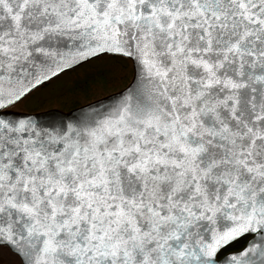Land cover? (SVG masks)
Masks as SVG:
<instances>
[{"label":"snow or ice","instance_id":"6c2138e0","mask_svg":"<svg viewBox=\"0 0 264 264\" xmlns=\"http://www.w3.org/2000/svg\"><path fill=\"white\" fill-rule=\"evenodd\" d=\"M99 57L129 70L122 86L67 111L26 107ZM9 256L264 264V0H0Z\"/></svg>","mask_w":264,"mask_h":264},{"label":"rangeland","instance_id":"374dc122","mask_svg":"<svg viewBox=\"0 0 264 264\" xmlns=\"http://www.w3.org/2000/svg\"><path fill=\"white\" fill-rule=\"evenodd\" d=\"M113 62L110 58H102L99 60H90L85 64L84 68H77L72 72H65L60 76H57L55 79L51 80L44 85L43 88L39 89L37 93H34L33 96L29 99L26 107L29 109L39 110L41 107H59V103L68 105L69 102L66 101L68 96L66 95L68 91L73 90L72 85L75 84L77 76L83 75L86 70L91 68H98L101 64H110ZM76 86V84H75ZM96 88L92 94H90L91 100L98 97L99 95H105L111 90L106 89L103 85V82L98 81L96 83ZM114 91V90H113ZM86 99H80L79 102L84 103ZM12 257H0V264H9Z\"/></svg>","mask_w":264,"mask_h":264},{"label":"trees","instance_id":"16d2710c","mask_svg":"<svg viewBox=\"0 0 264 264\" xmlns=\"http://www.w3.org/2000/svg\"><path fill=\"white\" fill-rule=\"evenodd\" d=\"M102 58H108V57H99L94 60H99ZM88 63V62H87ZM85 63V64H87ZM81 65L77 68H84ZM76 68V69H77ZM72 72V71H70ZM129 75V70L123 66H121L118 63H115L114 61L110 64H101L98 68H91L89 70H86L83 75L77 76L75 84L72 85V88L75 90H70L67 92L68 98L66 99L68 103L67 106L74 107L82 104L79 102L80 99H86L84 102L91 100L89 97L92 92L97 90L96 83L98 81L103 82L104 87L108 90H115L116 88L122 86ZM101 96V95H99ZM59 106H63V104L59 103ZM44 107H41L40 109H43ZM244 240L240 239L235 242H233L230 246L224 248L222 250L221 254H224L228 251L239 249L241 246H243Z\"/></svg>","mask_w":264,"mask_h":264},{"label":"flooded vegetation","instance_id":"af4514ba","mask_svg":"<svg viewBox=\"0 0 264 264\" xmlns=\"http://www.w3.org/2000/svg\"><path fill=\"white\" fill-rule=\"evenodd\" d=\"M76 70V68H74V69H72V70H70V71H75ZM70 71H67V72H70ZM65 73V72H64ZM63 74V73H62ZM60 76V75H59ZM74 107H76V106H74ZM74 107H69V106H67V105H63V106H59L58 108H60L61 110H63V111H67L69 108H74ZM40 110V109H39Z\"/></svg>","mask_w":264,"mask_h":264},{"label":"water","instance_id":"95a60500","mask_svg":"<svg viewBox=\"0 0 264 264\" xmlns=\"http://www.w3.org/2000/svg\"><path fill=\"white\" fill-rule=\"evenodd\" d=\"M88 62H89V61H88ZM83 64H85V63H82V64H80V65H78V66H76V67H73L72 69L77 68V67H79V66H81V65H83ZM72 69H71V70H72ZM65 72H67V71H65ZM74 108H75V107H74ZM74 108H73V109H74ZM228 252H229V251H228ZM226 253H227V252H226ZM224 254H225V253H224ZM224 254H221V256L224 255Z\"/></svg>","mask_w":264,"mask_h":264}]
</instances>
